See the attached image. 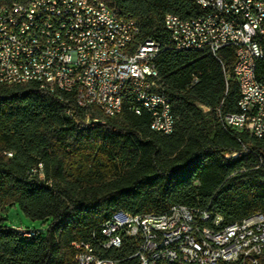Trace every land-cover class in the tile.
I'll return each instance as SVG.
<instances>
[{
  "label": "trees",
  "instance_id": "trees-1",
  "mask_svg": "<svg viewBox=\"0 0 264 264\" xmlns=\"http://www.w3.org/2000/svg\"><path fill=\"white\" fill-rule=\"evenodd\" d=\"M15 1L0 0V7ZM102 1L137 22L139 40L160 44L154 65L171 100L174 131H152L150 116L133 113L129 101L108 117L37 83L0 85V264H73L72 243L91 242L117 212L143 216L187 206L221 216L222 227L264 214V140L217 120L218 109L240 113L238 83L226 79L235 49L214 57L165 47L166 15L189 20L207 11L197 0ZM256 74L264 79V59ZM88 115L97 122L84 125ZM13 207L46 225L43 234L28 238L11 228L3 213ZM129 252L104 256L121 260Z\"/></svg>",
  "mask_w": 264,
  "mask_h": 264
},
{
  "label": "built area",
  "instance_id": "built-area-1",
  "mask_svg": "<svg viewBox=\"0 0 264 264\" xmlns=\"http://www.w3.org/2000/svg\"><path fill=\"white\" fill-rule=\"evenodd\" d=\"M197 4L207 14L189 20L166 15L165 47L214 57L233 47L235 64L226 79L238 83L240 113L218 109V123L264 137V79L256 74L257 62L264 59V0ZM66 10H75L78 22L69 21ZM139 35L135 20L102 0H16L0 7V85L32 82L49 94L64 90L80 98L83 110H123L129 101L133 113L146 112L163 135H171V100L154 65L160 44L141 41ZM142 97H150L151 105L142 104ZM65 115L77 123L70 108ZM93 122L88 115L84 125ZM258 221H264L261 212L222 227L221 216L187 206L143 216L117 212L91 242L72 243L73 264H264V228H258ZM10 226L22 236L38 234ZM125 247L132 252L121 260L104 256Z\"/></svg>",
  "mask_w": 264,
  "mask_h": 264
},
{
  "label": "bare ground",
  "instance_id": "bare-ground-1",
  "mask_svg": "<svg viewBox=\"0 0 264 264\" xmlns=\"http://www.w3.org/2000/svg\"><path fill=\"white\" fill-rule=\"evenodd\" d=\"M66 18L69 19L71 22H78V15L75 14V10H66ZM3 85H8L10 84H3ZM55 93H61L65 94L64 90H55ZM76 105L81 109V101L80 98L75 97ZM142 104L144 105H151V98L150 97H142ZM101 111L104 115L108 117H113L117 114H120L122 110H98ZM136 115L140 116L142 113H135ZM71 117V115H68ZM102 122V121H101ZM150 129L154 132H158L162 134V130H160L158 127H155L153 123H150ZM253 137L259 139V140H264V137H260V135H253ZM237 155H232V157H236ZM258 228H264V221H258ZM15 231L18 232L17 228H13ZM26 237V236H25ZM28 238H33V237H28Z\"/></svg>",
  "mask_w": 264,
  "mask_h": 264
},
{
  "label": "rangeland",
  "instance_id": "rangeland-1",
  "mask_svg": "<svg viewBox=\"0 0 264 264\" xmlns=\"http://www.w3.org/2000/svg\"><path fill=\"white\" fill-rule=\"evenodd\" d=\"M3 217L7 220L6 223L16 227H23L28 230L42 229L45 231L46 229V225L42 224L40 221H31L16 207L8 208L3 213Z\"/></svg>",
  "mask_w": 264,
  "mask_h": 264
},
{
  "label": "water",
  "instance_id": "water-1",
  "mask_svg": "<svg viewBox=\"0 0 264 264\" xmlns=\"http://www.w3.org/2000/svg\"><path fill=\"white\" fill-rule=\"evenodd\" d=\"M37 231H38L39 234H43V232H44V230H42V229H39Z\"/></svg>",
  "mask_w": 264,
  "mask_h": 264
}]
</instances>
